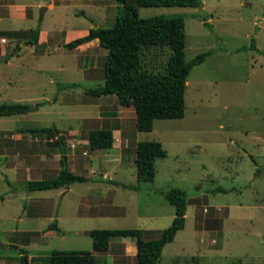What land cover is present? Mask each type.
<instances>
[{"label": "rangeland", "instance_id": "obj_1", "mask_svg": "<svg viewBox=\"0 0 264 264\" xmlns=\"http://www.w3.org/2000/svg\"><path fill=\"white\" fill-rule=\"evenodd\" d=\"M13 1L9 3L14 5ZM41 1L21 0L30 4L29 11L20 7L13 10L25 18H14L11 12L10 17L0 19V35L7 40L5 46H0V103H10L13 98L29 105L42 103L31 113L0 117V147L21 128L54 127L62 135V154L70 160L69 169L91 183L87 180L58 190L26 192L18 183L6 187L0 174V264H20L21 251L27 256V264H43L52 251H87L96 264H112L105 256L92 252L87 232L148 229L151 232L143 231L144 237L155 238L173 216V208L159 194L171 188L185 192L184 224L163 246L157 264H264V55L248 49L253 39L256 49L264 51V0H200L199 8H137L140 18L183 17L185 61L211 51L186 77L183 117L156 119L149 132L135 131L131 107L119 106L114 97L98 100L88 93L102 85L104 49L89 48L79 59L80 55L61 46L88 29L112 27L120 14V1L90 0L92 7L105 10L98 15L94 7H86L84 14L78 15L70 4L54 5L42 12L44 6L38 5ZM125 2L134 4V0ZM2 3L0 0L1 12ZM192 15L206 19L209 27ZM33 29L40 32L41 41L25 45L28 31ZM2 30L22 35L8 36ZM58 31L60 35L50 34ZM54 37V43L50 42ZM15 45L18 50L13 53ZM168 54L166 48L143 49V69L162 72ZM9 55L17 56L10 65L2 61ZM67 85L73 86L68 90L63 87ZM80 103L97 104L100 111L114 115L119 111L122 126L116 133L118 141L109 150L89 149L86 132L100 127L118 128V122L82 119L79 123L80 117H90L95 111ZM77 125V133L67 135V129ZM27 136L28 144L10 141L4 150L8 154L25 152L23 162H31L28 154L34 152H52L59 159L61 152L48 145L44 135ZM139 141L159 142L166 153L164 158L155 159L150 183H136L133 175L134 143ZM106 151L109 158L103 155ZM59 168L57 160L42 171L32 170L18 178L21 182L51 179ZM106 176L134 189L119 188L118 199L110 191L100 198L99 190L106 180L100 182V177ZM215 188L223 191L213 192ZM36 198H51L49 217L25 216V203L28 215L34 210ZM116 200L122 212L112 206ZM82 212L123 214L80 217ZM53 220L61 233L43 235V227ZM117 239L120 237L110 241ZM116 248L112 244L111 252Z\"/></svg>", "mask_w": 264, "mask_h": 264}, {"label": "trees", "instance_id": "obj_2", "mask_svg": "<svg viewBox=\"0 0 264 264\" xmlns=\"http://www.w3.org/2000/svg\"><path fill=\"white\" fill-rule=\"evenodd\" d=\"M120 1V14L110 28L94 27L83 36L74 38L64 44L66 49L96 40L100 48L105 50L102 64V85L88 93L93 96L112 95L121 107H131L134 111V129L137 132H149L156 119H181L184 114V88L190 69L199 65L211 54L205 51L197 54L189 61L184 60V28L183 17L153 16L140 18L138 7H189L199 8L200 0H134L129 4ZM199 18V16L192 15ZM202 26L209 27L206 19L199 18ZM4 35L18 36L22 32H3ZM5 37V36H4ZM38 30H29L25 45L37 42ZM9 39V38H7ZM166 48L169 51L162 72H148L143 69L140 55L143 49ZM264 55L255 47L250 39L248 48ZM18 50L17 45L13 53ZM73 85L63 86L69 88ZM62 87L59 85L58 88ZM39 104H0V117L23 115L33 112ZM22 134L44 135L49 143L64 149L62 135L54 127L19 129ZM86 143L91 150H108L112 147V132L107 129H91L86 133ZM165 151L156 141H139L134 143V178L136 183H150L154 179L155 159L164 158ZM65 156L59 157L60 168L51 179L30 180L22 184L26 192L57 190L74 183H83L87 179L76 175L62 164ZM127 190L134 186H124L113 183ZM213 192L223 190L215 188ZM162 199L173 208V216L167 227L156 234L155 238H145L139 229L90 230L87 236L91 239V249L96 253L105 252L108 240L113 237L131 239L135 245L134 264H157L163 246L171 242L175 234L182 230L186 209L185 192L171 188L159 193ZM46 230L60 233L55 220L46 226ZM21 251L20 264H27V256ZM43 264H96L95 257L87 251H52L44 259ZM196 264V263H195Z\"/></svg>", "mask_w": 264, "mask_h": 264}, {"label": "crops", "instance_id": "obj_3", "mask_svg": "<svg viewBox=\"0 0 264 264\" xmlns=\"http://www.w3.org/2000/svg\"><path fill=\"white\" fill-rule=\"evenodd\" d=\"M4 1H6V4H5ZM11 1H13V0H2L3 3L1 5L2 12L0 11V19H4V18L10 17L12 15L11 12H13L12 17H14V18H25L26 16H24L22 14H19L18 15L16 13H14V10L13 9L14 8H17V7H20L23 10L25 9V10H28L29 11V9L31 8L30 7V4H28V3H21V0H15V1H13V3H15V4L12 5V4L9 3ZM65 4H70L72 6V8H73V11L76 14H78V15L84 14V8H86V7L88 9H92L94 7L93 10L96 11V14L97 15L99 13H104L105 12V10L103 11L102 8H100V6H98L97 9L95 8L94 5L92 7V4L90 3V0H42L40 2V4H38V5L39 6H44V7H41V8H43L42 12H45V11L51 9L54 5L63 6ZM75 8L78 9L77 12H76ZM88 30H86V31H84L82 33H79L78 35H75L70 40L85 35ZM2 31L7 32V31H15V30H2ZM50 34L55 36L56 34H59L60 35L61 32H59V31L58 32H51ZM0 37H3V36L0 35ZM4 38H6V37H4ZM55 38L56 37L52 38V40H50V42L53 41V43H54V39ZM44 40L47 43V35L45 36V39ZM39 41H41V34H40V32H38V38H37V42H39ZM69 41H67V42H69ZM67 42H62L61 43V46L63 47L64 44H66ZM55 43H57L56 40H55ZM94 47H96L97 49H99V46L97 44V41L96 40H91V41H89L87 43H84V44H81V45L77 46L74 49H67V50H69L70 53H72V54L74 53L73 55H76V54L77 55H80L79 56V59H80L81 57H83V55H86L87 54L89 48L92 49ZM16 58H17V56L9 55L8 57L4 58L2 61L5 62V64H9L10 65V63L12 61H14ZM20 66L23 67L24 65L20 63ZM76 69L77 70L79 69L78 66L76 67ZM82 71L83 70H81V72ZM66 89L70 90V88H66ZM111 97H114V96H112V95H103V96H98L97 99L98 100L101 99V98L102 99H109ZM22 100L23 99H15V98H13L10 103H0V104H26V103H22L21 102ZM55 101H56L55 99L54 100H51V102H53V103ZM35 104H39V106L37 107V109L42 106L41 105L42 104L41 101L31 102V105L30 106H33ZM80 104L82 106H91V107H94L95 108V111L92 114V116H90V117H86V118H81L80 117L79 118V121H78L79 123L81 122L80 120H82V119L83 120H85V119L94 120V121H98L99 123H105L106 121H111V120H115V121L118 122V128H111V127H100L99 128V129H107V130L109 129L112 132V138H113L112 146H113V144L116 143V141H118V139H116V133L118 131H120V129H121L120 127L122 126V119L123 118L120 115L119 111L116 113V115H114L113 113L111 114V113H106L104 111H100L99 105H97V104H90V105H83L84 103H80ZM26 105H29V104H26ZM124 108H130V107H124ZM133 115H134V111H133ZM133 124H134V116H133ZM77 131H78V125H77V127L74 126V128H72V130L67 129L66 132H67V135L72 136L74 133H77ZM87 131H89V130H87ZM28 137L29 136H27V134H22L18 130L15 133L11 134L9 136V139L13 143L14 142H20L19 144H24V143L28 144L30 142V140H29ZM123 139L125 140V138H123ZM10 141H5L4 144H2V146L0 147V174H3L4 175V178H5L6 183H7L6 184V187L9 186L12 183H18V185L22 187V184L25 181H30L31 179H24L21 182V181H19L21 179L18 178L19 176H21V174L22 175L23 174L24 175L25 174H28L29 171H32V170L42 171L46 167H49V165L50 166L53 165V163H55L57 160H58V163H59V159L57 158L58 156H56L52 152L51 153H47L46 155L45 154H41V153L36 154L35 152L34 153H29L28 154V160H30L31 162H27V161H24L23 162V160L21 158L24 157L23 155L26 154L25 152H18L17 151V152H12V153L8 154L4 150V147L5 146H8V144L11 143ZM51 141H52V139L47 140L48 145H50L49 143ZM118 149H120V147H118ZM103 155L106 156V157H108V158L111 156L110 153L107 152V151L104 152ZM67 157H69V156H67ZM69 162H70V160L68 158L67 159L65 158V167L68 169V171H70V172L73 173L74 170L73 169H69V167H70ZM66 164H67V166H66ZM82 170L84 172H86L85 171L86 169H82ZM18 174H20V175H18ZM103 174H105V172L101 173V175H103ZM76 175H78V174H76ZM133 175H134V169H133ZM84 177L88 180V178L86 176H84ZM100 179L102 180L100 182H103L104 179H106L104 181V183H103L102 190H99L100 195H101L100 198H104V196L106 195V192L107 191H110V192L114 193V196H115L114 198L118 199V193H119L118 192L119 191L118 189L121 188V187L120 186L119 187H115V185L113 184L114 181L111 180L109 176L108 177L106 176V178L100 177ZM40 180H42V179L40 178ZM83 183H85V182H83ZM87 183L89 184L91 182L88 180ZM115 183H117L119 185H123V184H120L118 182H115ZM46 191H52V190H46ZM29 199H31V198H28L27 200H29ZM33 200H37V201H34L33 202V207L32 208L34 210L30 214H28V215L26 214V209H25L26 206H27V204H26L27 202L25 203V207H23V209H22L23 212L25 213V216L28 217V218H34V219L49 217L50 216V215H48L49 214V211L52 212L51 211L52 210V200H51V198H36V199H33ZM38 201H40V202H38ZM111 204H114L112 206L120 209V211L122 212L120 206L117 205V204H120V201L116 200V202H112ZM82 205H86V208H88V209L90 208V206L87 203H84ZM43 209H45V212L44 213H42L43 212L42 211ZM117 212H119V211H117ZM122 214L121 213H111V214H107L105 212L104 213H99L98 212L96 214L87 215V214H85V212H82L81 214H78V215H80V217H90V216L91 217H93V216H109V217H111V216L122 215ZM56 217H57V215L55 216V218ZM55 224H56V221H55ZM56 227L58 228L57 225H56ZM43 229H44L43 231H45V233H43V235H45V236H50V235H53V233H55V232H53L51 230H46V227H43ZM58 229L60 230V228H58ZM142 231H144V232H151L148 229L142 230ZM60 233H61V230H60ZM110 239L108 240V248H107V250L105 252L99 253V255L105 256L107 259L111 260L112 261L111 262L112 264H134V256H135V245H134V242L131 239H126V238H120V239L112 240V241H110ZM112 244H114V245L117 246L115 252H111V250H110V246ZM26 247H28V246H26ZM92 252L93 253H96L94 251H92Z\"/></svg>", "mask_w": 264, "mask_h": 264}, {"label": "built area", "instance_id": "obj_4", "mask_svg": "<svg viewBox=\"0 0 264 264\" xmlns=\"http://www.w3.org/2000/svg\"><path fill=\"white\" fill-rule=\"evenodd\" d=\"M6 38L0 37V46H5L6 45Z\"/></svg>", "mask_w": 264, "mask_h": 264}, {"label": "water", "instance_id": "obj_5", "mask_svg": "<svg viewBox=\"0 0 264 264\" xmlns=\"http://www.w3.org/2000/svg\"><path fill=\"white\" fill-rule=\"evenodd\" d=\"M43 10V8H41V11ZM60 152H61V154L63 153V150L62 149H60ZM62 168L64 169L65 168V164L63 163L62 164Z\"/></svg>", "mask_w": 264, "mask_h": 264}]
</instances>
